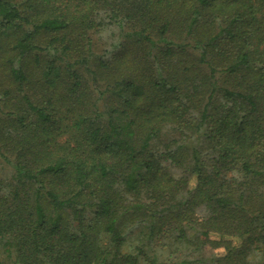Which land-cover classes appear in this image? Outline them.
<instances>
[{"label": "trees", "instance_id": "trees-1", "mask_svg": "<svg viewBox=\"0 0 264 264\" xmlns=\"http://www.w3.org/2000/svg\"><path fill=\"white\" fill-rule=\"evenodd\" d=\"M2 159L0 264H264V0H0Z\"/></svg>", "mask_w": 264, "mask_h": 264}, {"label": "rangeland", "instance_id": "rangeland-1", "mask_svg": "<svg viewBox=\"0 0 264 264\" xmlns=\"http://www.w3.org/2000/svg\"><path fill=\"white\" fill-rule=\"evenodd\" d=\"M100 37H101V39L99 41V45H102L101 44L102 41H106V40H105V38L103 36L100 35ZM85 73H87V72H85ZM87 77H88V73H87ZM13 172L14 171H13L12 165L2 159L0 161V179H4V180L9 179L11 177V175H12ZM193 180L195 181V177L192 179V181ZM206 249H207V254L209 256L213 255L216 252L220 253V252H223L224 251V249H222V248H220V249H213L210 246H208Z\"/></svg>", "mask_w": 264, "mask_h": 264}]
</instances>
